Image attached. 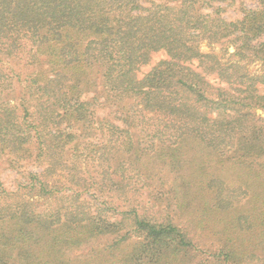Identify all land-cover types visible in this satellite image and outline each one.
I'll return each instance as SVG.
<instances>
[{
  "label": "trees",
  "instance_id": "1",
  "mask_svg": "<svg viewBox=\"0 0 264 264\" xmlns=\"http://www.w3.org/2000/svg\"><path fill=\"white\" fill-rule=\"evenodd\" d=\"M236 1L0 0V168L22 174L16 190L0 182V264L255 256L230 242L201 250L186 226L126 196L140 181L129 171L170 179L183 201L194 187L222 194L217 171L230 168L248 177L247 198L264 203V0L225 18ZM204 41L223 56L201 50ZM158 51L166 57L139 77ZM24 54L31 74L3 63ZM256 61L261 74L250 70Z\"/></svg>",
  "mask_w": 264,
  "mask_h": 264
},
{
  "label": "rangeland",
  "instance_id": "2",
  "mask_svg": "<svg viewBox=\"0 0 264 264\" xmlns=\"http://www.w3.org/2000/svg\"><path fill=\"white\" fill-rule=\"evenodd\" d=\"M140 1L148 6L152 0ZM255 5L256 3L250 0H245L243 3L242 0L231 4L226 3L224 6L227 7V10L223 12V16L227 19L240 18L243 16V6L254 7ZM206 11L210 10L206 9ZM201 50L211 51L219 57L224 54L219 45L210 44L206 41L202 42ZM231 51H233L232 47L229 48V52ZM26 56L27 54L20 57H4L3 63L6 68L20 71L25 76L27 73L31 74L35 68V66L28 67L26 65ZM225 56H229V53H226ZM164 57H166L164 51L154 52L151 61L142 65L138 71V76L142 77L155 63ZM43 67H47L45 63H43ZM250 70L261 74V62L252 63ZM138 107H141V105L138 104ZM100 113L103 112L101 111ZM106 113L109 115L107 108L104 114ZM256 113L264 117L263 111L258 110ZM148 115L150 116L151 113H148ZM33 165L30 163L25 169H41V167ZM81 169L86 170L84 166H81ZM217 173L225 180L223 184L222 181L217 180L216 182L217 187L224 188L222 194H215L211 190L208 192L199 191L194 187L183 198V202L176 197L177 194L173 190L170 179L163 182L157 177L147 178L145 174L137 177L132 171H129V174L135 180L140 179V181H137L138 184L135 190L130 189H133L134 185L129 188L130 190L126 196L132 197L134 199L132 204H135L139 209L143 208L142 211L147 210L148 213L157 217H170L179 225L186 226L201 250L217 252L230 242L228 246H234L237 250L255 254L251 260H248L247 264H259L260 261L257 259L264 252V222L260 219L264 213V203L261 199L249 200L247 198L248 194L246 193L244 179L246 180L248 177L242 176L243 172H240V170L234 171L230 168H224L222 170L219 169ZM21 177L22 174L15 169L9 168L5 162L1 164L0 182L7 189L16 190V179ZM262 179H264V176H262ZM118 199L116 198L120 204H124L121 202L122 199L120 197ZM217 202L221 205L218 208L214 205ZM86 252L87 249L82 248L74 251L71 257L80 256Z\"/></svg>",
  "mask_w": 264,
  "mask_h": 264
}]
</instances>
